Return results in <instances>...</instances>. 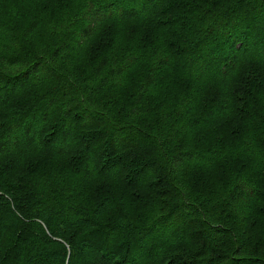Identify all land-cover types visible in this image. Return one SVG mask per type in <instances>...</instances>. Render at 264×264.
Instances as JSON below:
<instances>
[{"label":"trees","instance_id":"16d2710c","mask_svg":"<svg viewBox=\"0 0 264 264\" xmlns=\"http://www.w3.org/2000/svg\"><path fill=\"white\" fill-rule=\"evenodd\" d=\"M0 264H264V0H0Z\"/></svg>","mask_w":264,"mask_h":264}]
</instances>
